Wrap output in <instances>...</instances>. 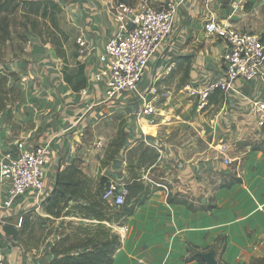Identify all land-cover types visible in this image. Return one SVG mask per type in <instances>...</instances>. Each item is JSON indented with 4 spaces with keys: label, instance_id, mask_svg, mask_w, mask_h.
Masks as SVG:
<instances>
[{
    "label": "crops",
    "instance_id": "crops-1",
    "mask_svg": "<svg viewBox=\"0 0 264 264\" xmlns=\"http://www.w3.org/2000/svg\"><path fill=\"white\" fill-rule=\"evenodd\" d=\"M51 1L60 8L58 20L43 10L35 18L32 15L25 56L0 65L1 70L18 74L22 90V99L12 119L8 104L0 109V159L13 148V138H21L28 146L48 144L46 197L53 190L59 171L72 163L103 185H127L135 176L145 185L150 184L151 192L145 201L122 220V225L101 221L121 237V245L110 264H200L195 254L205 264L199 253L210 250H214L218 264H249L252 259L263 257L264 132L246 120L243 110L245 99H264V68L262 76L234 83L237 102L227 105L221 116L210 121L199 115L188 117L190 128L203 134L207 144L189 154L188 149L178 148L172 140L163 142L161 165L166 173L174 175L175 181L170 186L155 187L144 173L131 175L123 166L104 164L108 144L120 128L123 127L125 136L113 159L125 148L128 151L136 136L127 133L122 116L116 114L130 115L128 125L133 128L128 130L137 131L136 115L143 108L137 93L110 97L106 93L107 78L94 76L103 67L99 57L116 30L114 4L126 1L139 5L145 0H45ZM147 1L152 5L166 1H180V4L173 33L158 48L145 78L155 82L163 61L178 57L177 61L189 62L193 85L199 82L209 85L218 80L222 74L223 42L207 33L204 42L201 37L192 38L210 18L193 19L198 11L205 10L202 0ZM78 38L85 41L84 47L79 45ZM139 88L144 90L145 83ZM161 109V114H167ZM112 116L120 121L112 136H90L99 121L113 120ZM172 121L166 125L181 124ZM142 137L137 135V139ZM84 149L97 159L84 158ZM224 156L232 159L230 165L222 162ZM97 160L103 165L96 166ZM8 187L9 182L0 176V202L6 197ZM44 200H37L34 191L29 190L5 211L0 223V255L9 264H47L56 256L51 252L53 239L49 243L50 239L46 238L37 246L27 242L31 222L26 217L31 213L49 216L42 210ZM74 203L85 204V201L73 197L70 204ZM19 216L23 217L21 225H18ZM65 218L75 220L77 225L98 222L75 216L58 219ZM83 236L80 232L77 235Z\"/></svg>",
    "mask_w": 264,
    "mask_h": 264
},
{
    "label": "rangeland",
    "instance_id": "rangeland-1",
    "mask_svg": "<svg viewBox=\"0 0 264 264\" xmlns=\"http://www.w3.org/2000/svg\"><path fill=\"white\" fill-rule=\"evenodd\" d=\"M201 2L205 10L198 11L199 13H197V15H193L195 16L193 17L195 20L208 16L216 17L224 20V23L229 22L231 25L243 31L252 33L264 32V0H256V2L254 0H202ZM42 10L47 15L50 14L54 20H58L60 8H58V3H55V1L45 2V0H37L30 2L29 0H20L16 11L7 13L8 32L6 35L8 39L3 40V38H0V65H2V63L14 62L17 58L25 56V48L27 47L29 37L28 24L31 23L32 15H34L35 18ZM204 31L205 30H202L201 27L197 31V34H192V38L201 37L202 42L206 41L208 38ZM177 58L178 57H174L172 60L167 58L163 61L155 82H149L148 78H145L143 81L146 87L150 84L156 85L157 94L159 96L157 106L164 108L167 114H148L141 110L140 113L136 115L137 118L134 127L137 131L135 129L128 130L129 127L133 128L128 125V118L130 115L124 112L116 114L117 116H122L127 133L133 132L136 136H134L131 144H129V150L127 151V148H125L123 152L113 159L112 157L114 156H112V153L117 146V144L116 146L113 144L117 137L115 136V138L112 139L113 143L111 142L108 144L103 159L106 163H109L108 166H123L131 175L139 172L144 173L145 177L153 182L155 187H159L157 184L170 186L171 183L175 181L174 175L171 172L169 174L166 173L161 165L160 160H162V155L164 154L162 151L164 148L163 142H170L172 140L179 145L178 148L188 149L189 154H191L197 147L207 143L204 141L203 134L190 128L191 125L187 122L188 117L199 115L210 121L217 116H221L225 112L227 105L237 102L235 98V94L237 93L233 91L234 88L230 92L220 88L221 90L216 95V99H213V104L210 103V97L208 95V104L199 110L197 104L199 94L197 91L207 87L208 84L207 82H199V84L193 85L191 83L192 76L189 62L186 60L177 61ZM10 72L0 69V75ZM20 84L21 78L15 72L13 75L9 74L7 80L0 84V106L2 104L4 106L7 104L9 105L7 109L11 119L13 118L15 107L19 105L22 99ZM214 91L215 89L210 91L209 94ZM197 110H199V112ZM167 115L171 117L165 120ZM114 116H112L113 120L99 121V124L96 125V129L91 131L90 136H112L120 122L118 118ZM172 120L180 121L181 124L173 125L171 123L166 125V122ZM14 125L16 124L14 123ZM178 126L181 128L180 130L177 129ZM214 127L218 128L217 125ZM18 128L20 129V126ZM137 135L143 137L137 139ZM146 136H150V138L146 139ZM95 147H98V145H95ZM84 153L86 154L84 158L97 159L95 155H93L94 157H90L88 149H84L83 154ZM97 161L98 165L96 166L100 167L103 165L101 160ZM92 180V188L94 189V186L99 182L95 179ZM113 206L119 207L116 205ZM42 210L45 212L44 204H42ZM70 216L72 217V215ZM47 217H50V215L42 216L37 213H31L26 217L27 219L29 218L28 220L31 222V229L27 238L29 245L37 246L41 243L43 244L46 238H48L50 239L49 243H51L53 239V246L55 242L60 241V238H64L66 234H69V238L64 240L61 245L65 246L77 240V238L73 236L75 231L72 229V227L78 224L75 220L66 218L63 220L58 218V220H53ZM57 236H59V239L55 240Z\"/></svg>",
    "mask_w": 264,
    "mask_h": 264
},
{
    "label": "built area",
    "instance_id": "built-area-1",
    "mask_svg": "<svg viewBox=\"0 0 264 264\" xmlns=\"http://www.w3.org/2000/svg\"><path fill=\"white\" fill-rule=\"evenodd\" d=\"M179 4L180 1H166L152 5L147 0L139 5H131L126 1H117L114 4L113 21L116 30L99 57L103 67L94 74L97 79L107 78L108 96L137 93L143 111L148 114H161L162 109L157 106L159 96L156 85L150 84L142 91L139 87L158 48L173 33ZM204 30L208 35L220 39L224 49L221 56V77L197 91L199 109L208 104L210 91L216 88L229 91L237 80L249 81L262 76L264 68V32L243 31L216 17L205 20ZM77 41L81 47L85 46V41L81 38ZM244 106L243 114L246 120L256 128H262L264 99L247 98ZM11 145L13 148L5 152L0 159V176L9 182L6 197L0 202V223L5 211L27 191H34L37 200L41 201L47 195L45 176L48 144L28 146L22 139L13 138ZM222 162L230 165L232 159L224 156ZM128 193L125 184L110 183L105 187L102 197L112 205L120 206L125 203ZM22 221L23 217L19 216L18 225H21ZM0 264L9 263L0 255Z\"/></svg>",
    "mask_w": 264,
    "mask_h": 264
},
{
    "label": "trees",
    "instance_id": "trees-1",
    "mask_svg": "<svg viewBox=\"0 0 264 264\" xmlns=\"http://www.w3.org/2000/svg\"><path fill=\"white\" fill-rule=\"evenodd\" d=\"M19 3L20 0H0V38H3V40L8 39L6 35L8 32L6 15L15 12ZM9 74L13 75L14 72L0 75V84L7 80ZM220 90V88H216L214 92L209 94L210 103L213 102V99H216V95ZM3 107L5 106L2 104L0 109ZM262 128L264 132V126ZM124 136L125 133L122 127L117 131L114 143L112 142L115 146L117 144L112 156L122 147ZM137 177H133L134 179L126 185L129 194L126 196L125 203L115 207L102 197L106 185L97 183L93 189V180L87 177L75 164H69L59 171L53 190L43 202L45 212L50 215L47 218L56 220L60 217L72 215L94 219L98 222L72 227L75 230L73 236L77 240L63 246L61 243L69 238V234H66L64 238H60V241L55 242L51 248V252L56 256L47 264H110L113 261L114 253L121 245V237L116 231L103 226L101 221L122 225V220L130 216L135 208L145 201L151 192L150 184L145 185ZM73 197L81 198L85 201V204H70ZM169 199L170 201L174 200L170 195ZM79 232L84 236L77 237ZM194 257L200 261V264H203V260L198 254H195ZM249 264H264V256L252 259Z\"/></svg>",
    "mask_w": 264,
    "mask_h": 264
},
{
    "label": "water",
    "instance_id": "water-1",
    "mask_svg": "<svg viewBox=\"0 0 264 264\" xmlns=\"http://www.w3.org/2000/svg\"><path fill=\"white\" fill-rule=\"evenodd\" d=\"M57 177L58 175H56V181H57ZM199 255L204 259L205 264H218L217 260L215 259L214 250H210L204 253H199Z\"/></svg>",
    "mask_w": 264,
    "mask_h": 264
},
{
    "label": "bare ground",
    "instance_id": "bare-ground-1",
    "mask_svg": "<svg viewBox=\"0 0 264 264\" xmlns=\"http://www.w3.org/2000/svg\"><path fill=\"white\" fill-rule=\"evenodd\" d=\"M226 24H228V23H226ZM214 81H217V80H214ZM214 81H212V82H214Z\"/></svg>",
    "mask_w": 264,
    "mask_h": 264
}]
</instances>
